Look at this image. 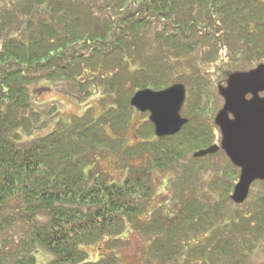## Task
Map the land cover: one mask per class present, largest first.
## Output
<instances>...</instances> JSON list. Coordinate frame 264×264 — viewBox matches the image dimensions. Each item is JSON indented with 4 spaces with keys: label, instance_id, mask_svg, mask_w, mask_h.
Listing matches in <instances>:
<instances>
[{
    "label": "trees",
    "instance_id": "16d2710c",
    "mask_svg": "<svg viewBox=\"0 0 264 264\" xmlns=\"http://www.w3.org/2000/svg\"><path fill=\"white\" fill-rule=\"evenodd\" d=\"M261 63L264 0H0V264H39L40 249L45 264H118L115 251L90 259L84 247L112 237L116 250L128 229L150 238L157 264H243L264 246V180L236 203L241 169L222 149L193 152L220 137L219 85ZM43 80L112 101L24 140L42 123L31 85ZM179 82L188 122L157 137L130 100ZM107 154L134 162L121 180L99 165ZM162 171L173 173L171 198L154 208Z\"/></svg>",
    "mask_w": 264,
    "mask_h": 264
},
{
    "label": "water",
    "instance_id": "95a60500",
    "mask_svg": "<svg viewBox=\"0 0 264 264\" xmlns=\"http://www.w3.org/2000/svg\"><path fill=\"white\" fill-rule=\"evenodd\" d=\"M186 86L175 83L163 90L139 89L131 98V105L140 112H149L158 137L175 135L188 122L182 108L186 101ZM225 100L216 116L222 133L221 148L241 169L232 199L243 203L256 180H264V63L249 71L229 74L227 84L219 85ZM248 95H252L249 99ZM232 115L233 117H231ZM218 145L195 152V157L216 153Z\"/></svg>",
    "mask_w": 264,
    "mask_h": 264
},
{
    "label": "rangeland",
    "instance_id": "374dc122",
    "mask_svg": "<svg viewBox=\"0 0 264 264\" xmlns=\"http://www.w3.org/2000/svg\"><path fill=\"white\" fill-rule=\"evenodd\" d=\"M94 92L95 93L91 96L81 100L77 98L73 92H69L63 83L57 84L49 80H43L32 84L31 93L33 95V101L36 103L35 108L42 115V123L33 131V133L23 135V139L26 140L47 133L48 131L59 127L61 124L67 125V122L71 123L76 117L83 115L86 110H90V114L94 117L100 115L107 104L111 103L110 101H112V99L110 100V97H108L107 94H104L101 88ZM53 101H57V109L55 114L51 116L48 114V106L46 104L50 102L53 103ZM222 106L223 104L219 107L218 111ZM140 120V114H136L127 127L126 137L129 144H135L138 142L137 131L141 123ZM220 141L221 136L216 139L215 144L219 145ZM200 149H197L196 151ZM195 152H193V155ZM216 158H221V156ZM132 163L134 162L131 160H125L121 156L110 154H107L99 160V165L108 171L115 180H121L125 176L124 173H126L127 165ZM172 176L173 173L171 171L169 173L162 171L156 175L155 181L157 185V193L153 199L152 207L156 208L162 204H166V202L170 200ZM217 189L219 188H215V190ZM143 218L147 219L146 215H143ZM116 238L118 237L116 236ZM119 238L122 240V243L116 250L109 247L110 243L112 244L113 242L112 237L110 239L107 238L102 240L99 243L85 246L84 248L88 252L90 259L102 258V256H106L110 252L115 251L119 256L118 264H157L151 259L148 253L150 246L149 237H146L133 229H128L122 234V236L120 235ZM48 256L49 253L46 250L40 249L37 253L38 263H47L49 260ZM186 256L187 255L179 257L176 261L171 262L170 264H202L199 260L196 262L195 260L189 261L190 258L187 256L189 258L187 259ZM214 264L223 263L215 262ZM243 264H264V246L257 248L253 253L250 252L249 257Z\"/></svg>",
    "mask_w": 264,
    "mask_h": 264
},
{
    "label": "flooded vegetation",
    "instance_id": "af4514ba",
    "mask_svg": "<svg viewBox=\"0 0 264 264\" xmlns=\"http://www.w3.org/2000/svg\"><path fill=\"white\" fill-rule=\"evenodd\" d=\"M261 94V96H264V93H260ZM252 97V95H248L247 96V98H251ZM231 117H233L232 115H230ZM221 137H222V135H221ZM221 142H222V138H221V141H220V144H219V146L221 147ZM220 150V149H219Z\"/></svg>",
    "mask_w": 264,
    "mask_h": 264
}]
</instances>
